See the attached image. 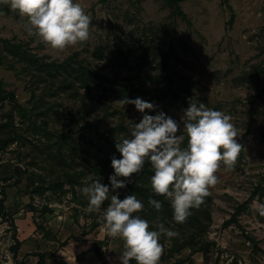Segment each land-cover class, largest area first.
Returning a JSON list of instances; mask_svg holds the SVG:
<instances>
[{"label": "rangeland", "instance_id": "374dc122", "mask_svg": "<svg viewBox=\"0 0 264 264\" xmlns=\"http://www.w3.org/2000/svg\"><path fill=\"white\" fill-rule=\"evenodd\" d=\"M75 2L92 20L84 43L55 52L29 36L24 28L26 20L4 4H0V38L22 42L47 61L77 57L123 86L135 74L137 60L150 40L163 47L164 39L154 30L173 24L171 37L178 56L172 59L176 86L197 104L202 102L230 115L240 131L237 142L243 148L234 169L221 168L219 182L209 189L213 221L207 237L208 256L185 249L172 259H160V264H176L188 258L186 264H264V216L258 212V206L264 204V0H184L181 7L190 23L172 16L162 0ZM119 46L130 52L123 66L110 61L111 52ZM9 61L11 58L5 65L0 62V80L6 91L15 93L18 106L26 114L32 107L30 89L35 88L38 95L44 84L33 87V78L10 70ZM15 66L21 70L20 65ZM150 74H158L156 64L151 65ZM244 74L251 76L244 81L240 79ZM147 83L152 96L164 86ZM137 97L156 106L155 111L145 110L147 114L163 112L180 123L183 110L146 97L128 99ZM45 98L55 102L58 115L46 111V119L37 120L29 112L25 119L17 105L6 101L0 102V123L12 113L15 125L26 134L33 130L35 121H46L53 132H71L79 139V153L86 161H77L85 168L103 163L108 148L90 135L83 139L79 131L83 124L98 125L103 132L116 129L115 139L122 141L129 138L130 122L142 119L134 105L124 106L113 96L103 101L99 111L84 118L80 101L72 95ZM3 140L0 137V202H4L7 216L0 217V264H37L36 255H43L45 264H121L123 242L108 238L101 225H95L100 213L86 212L88 198L82 189L95 176L93 169H87L89 179L77 183L74 191L70 185H66V193L42 191L39 186L43 180L50 183L54 179L48 167L34 160L29 146L15 142L1 149Z\"/></svg>", "mask_w": 264, "mask_h": 264}, {"label": "clouds", "instance_id": "9594fccd", "mask_svg": "<svg viewBox=\"0 0 264 264\" xmlns=\"http://www.w3.org/2000/svg\"><path fill=\"white\" fill-rule=\"evenodd\" d=\"M19 17L26 20L25 31L39 39L47 48L64 52L89 38L91 17L75 0H0ZM121 103L132 104L142 114L139 123H131L129 138L116 141L115 148L121 158H111L114 174L109 176L110 188L99 179L82 189L88 198L86 212L100 213L101 230L113 240H121V264H160L163 255L161 237L174 238L178 232L165 228L157 218L152 230L148 220L137 213L143 203L135 195L119 198L117 189L131 182V177L149 163L154 171L151 191L170 201L173 219L183 224L209 195V189L219 180L217 173L234 169L243 146L237 142L240 131L232 117L219 110L206 107L202 102L189 103L183 110L180 123L163 112L149 115L155 105L142 98L128 99ZM181 124L183 125L181 129ZM187 140L186 147H182ZM123 179H119V178ZM148 203L157 211L162 208L159 200L149 198ZM264 216V204L258 206Z\"/></svg>", "mask_w": 264, "mask_h": 264}, {"label": "trees", "instance_id": "16d2710c", "mask_svg": "<svg viewBox=\"0 0 264 264\" xmlns=\"http://www.w3.org/2000/svg\"><path fill=\"white\" fill-rule=\"evenodd\" d=\"M184 0H162L164 6L168 7L171 15L180 17L187 23L189 18L181 7ZM225 1V0H223ZM233 21V20H232ZM232 22H230L231 24ZM173 24H167L162 28H157L154 32L164 39L163 47L157 46L154 40H150V45L145 48L144 52L139 56L137 64L134 68L135 74L129 78L126 85L117 86L110 78L98 74L90 67L84 65L76 58H68L63 62L47 61L44 56L33 54L29 48L22 42H12L9 39L0 38V62L5 65L7 60L8 68L10 70L27 74L33 78L32 86L35 84H44L43 91L36 94V89L31 88L32 97L30 100V111H25L18 106L16 95L14 92H8L4 89V82L0 80V102H10L17 105L19 111L23 112V118L30 115L38 117L37 120L47 115L46 111L53 112L58 115L55 110V102H46L47 95L68 94L72 95L74 99L79 100L82 105V118L91 115L101 109L103 101L109 96L114 99L123 100L125 97L133 98L135 96L146 97L148 100H158L164 104H169L172 107L184 110L187 109L189 103H196L195 100L185 95L175 84L174 73L175 65L172 59H178L174 52V45L172 41ZM129 51L124 46H119L110 54V61L117 66H123L129 59ZM15 63L21 66V70L17 69ZM156 64V71L158 74L152 76L150 74L151 65ZM251 75L244 74L240 79L246 81ZM148 81L153 84L164 85L157 89V93L152 96L148 90ZM84 90L83 93L81 91ZM94 91L97 94L94 95ZM43 118L42 120H45ZM31 132L28 134L21 131L15 124L13 114H7L5 122L0 123V137L4 138L1 149H6L13 143H20L22 147H30L34 160L41 161L42 164L48 167L54 179L50 183L45 180L40 184L39 189L42 191L51 190L54 193H66V185H70V189L75 190V185L80 181L88 180L87 171L93 169L95 176L89 182L83 184L85 187L91 182L99 179L104 185L110 188L109 200L105 201L104 207L110 203L111 185L109 176L114 174L111 167V158L115 155L117 159L121 158L120 153L116 150L115 132L112 129L108 132L100 130L98 125L92 123H85L79 129L81 137L85 139L87 135L95 137L96 140L104 142L108 150L104 152V162L101 164H92L90 167H83L82 163L77 161L86 159L79 153V139L71 132L58 133L53 132L48 128V123L43 121L38 124L33 122ZM88 140H92L88 137ZM187 140L184 141L183 147H186ZM100 156L96 154V158ZM82 167L78 170L77 168ZM88 169V170H87ZM154 171L149 163H146L142 170L131 177V182L122 189H117L119 198L123 199L128 195H135L140 200L144 208L137 213L141 218L146 219L150 223L152 230H157L153 226V221L159 218L158 222L162 223L165 228L179 233L177 237L166 238L161 237L160 243L163 246V255L161 259H172L180 255L185 249H190L192 253L200 252L204 257L208 256L210 244L207 242L209 230L212 226V197L208 195L199 208L191 209V215L183 224H177L173 219V209L170 201L164 197L156 196L150 187L151 176ZM43 178V177H42ZM119 179H123L122 177ZM159 200L162 208L157 211L152 205L148 203L149 198ZM7 216L5 213L4 202H0V217ZM95 225L100 226L101 222ZM228 225V223H227ZM18 247L15 249L17 252ZM39 257L37 264H45L43 255H36ZM188 259L178 260L176 264H186ZM23 264V263H20Z\"/></svg>", "mask_w": 264, "mask_h": 264}]
</instances>
